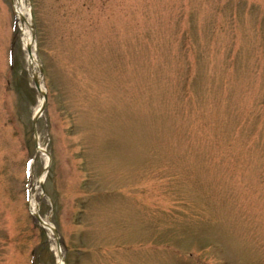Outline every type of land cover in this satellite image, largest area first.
Wrapping results in <instances>:
<instances>
[{
	"label": "rangeland",
	"instance_id": "1",
	"mask_svg": "<svg viewBox=\"0 0 264 264\" xmlns=\"http://www.w3.org/2000/svg\"><path fill=\"white\" fill-rule=\"evenodd\" d=\"M26 1L41 77L0 0V264H264V0Z\"/></svg>",
	"mask_w": 264,
	"mask_h": 264
},
{
	"label": "bare ground",
	"instance_id": "2",
	"mask_svg": "<svg viewBox=\"0 0 264 264\" xmlns=\"http://www.w3.org/2000/svg\"><path fill=\"white\" fill-rule=\"evenodd\" d=\"M14 8H15V13L18 19V24L19 27L22 30V37H23V45L26 48H29L30 50L27 51V61H28V66L30 69V72L32 74L35 75V73L37 72V61H36V56L33 53L32 50V43L30 40V25H31V19L29 16V8H28V3L26 0H14ZM43 180V176L40 178V180L38 181V183H41V181ZM34 204H32V206H34ZM36 214V210H34V212ZM45 228L50 232V229L52 228L51 225L45 224L44 225ZM54 255L56 258V264H63V256H62V252L60 249L54 248Z\"/></svg>",
	"mask_w": 264,
	"mask_h": 264
},
{
	"label": "water",
	"instance_id": "3",
	"mask_svg": "<svg viewBox=\"0 0 264 264\" xmlns=\"http://www.w3.org/2000/svg\"><path fill=\"white\" fill-rule=\"evenodd\" d=\"M30 28H31V37H32V40H33V38H34V28H33V26H31ZM39 73L40 74L42 73L41 68L39 70ZM32 81H33V84H34L36 90L38 91L39 90V81H38L37 77L33 76ZM42 111H43V108L41 107V109L33 117V120H32V130H33L34 134H35V127H36L37 119L40 116V114L42 113ZM40 187H42V184L41 183H40ZM58 244H59V242H58Z\"/></svg>",
	"mask_w": 264,
	"mask_h": 264
}]
</instances>
